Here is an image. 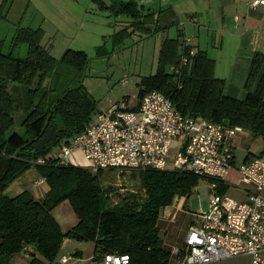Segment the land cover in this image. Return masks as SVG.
<instances>
[{"label":"trees","instance_id":"16d2710c","mask_svg":"<svg viewBox=\"0 0 264 264\" xmlns=\"http://www.w3.org/2000/svg\"><path fill=\"white\" fill-rule=\"evenodd\" d=\"M42 38V29H18L13 41L27 44L25 58L4 53L0 40V264H9L21 251L30 255L29 264H56L64 238L93 241L96 259L119 253L128 255L129 264H167L170 252L162 248L156 226L159 212L174 196H188L199 176L147 169L139 173V191L113 200L111 189L99 182V171L59 164L60 145L84 131L98 110L82 84L52 96L50 78L58 65L81 71L87 55L69 49L58 60L41 44ZM191 50L184 41L164 40L156 72L138 82V99L157 90L188 117L247 129L264 140V54L253 55L246 96L239 100L226 95L225 80L214 74V60L202 51L189 54ZM182 55L187 63L180 72L167 71ZM38 159L44 163L37 164ZM32 168L45 178L47 193L40 199L28 190L13 194V184ZM226 190L218 183L219 193ZM64 200L78 218L66 231L51 214Z\"/></svg>","mask_w":264,"mask_h":264},{"label":"built area","instance_id":"2783aa9c","mask_svg":"<svg viewBox=\"0 0 264 264\" xmlns=\"http://www.w3.org/2000/svg\"><path fill=\"white\" fill-rule=\"evenodd\" d=\"M248 6H264V0H250ZM186 63L182 55L170 71L179 73ZM240 130L188 117L161 92L149 90L136 106L126 99L99 111L84 131L60 145L56 158L59 164L92 172L178 169L211 179L207 207L196 213L198 220L190 225L183 254L174 264H208L239 255L250 256L249 264H264V154L235 167L232 140ZM173 142L178 146L172 155ZM83 160L87 165H81ZM231 171L235 180L229 177ZM218 183L227 189L237 187L247 199L240 201L227 190L219 193ZM42 184L46 180L40 176L34 185ZM100 260L102 264H129L127 254L105 253ZM71 261L62 256L56 264Z\"/></svg>","mask_w":264,"mask_h":264},{"label":"crops","instance_id":"0c3cea01","mask_svg":"<svg viewBox=\"0 0 264 264\" xmlns=\"http://www.w3.org/2000/svg\"><path fill=\"white\" fill-rule=\"evenodd\" d=\"M33 1L35 2L34 14L36 15V0ZM41 1L43 6H47L48 9L47 13L42 12L44 13L42 14V24L37 28L30 25L18 26L14 36L19 28L42 29L43 38L41 44L49 52L55 49V47L57 48L56 41L58 37L60 39L80 42L75 39L80 33L69 31L68 21L71 17L78 16L75 11H78L81 14L79 17H82L86 11L83 12L80 9L84 7H80L77 0ZM92 1L98 7L97 9L89 6L93 10L101 9L102 11H106L108 15L127 16L128 20L124 21V28L115 33L120 37L129 35L137 30L150 35L153 32L164 31L170 26H177V22L185 20V24L181 23V28L175 27L176 36H166L162 40L159 52L166 39L185 41V44L190 45L192 50L205 52L209 58L214 60V74L216 77L225 80V93L227 96L239 100L245 98V83L252 57L256 52L264 54V6H258L255 9L249 8L248 4L250 0H166V3H162L165 0ZM3 2V7H5L7 0H3ZM28 3L32 4L30 1ZM126 4H128V8L125 7ZM89 8L85 7L84 10ZM64 13H66V16H64ZM103 32L101 27L99 30L97 28V31L93 34L94 38L97 39V35L101 37V33ZM82 38L81 35V40ZM65 49V52L69 49L84 52L80 50L83 49L81 46L74 49L68 46ZM170 68L171 66H168L167 71H170ZM138 102L137 95L136 101L132 106H136ZM251 136L254 135L249 130L243 128L234 136L232 144L234 149L233 165L235 167L255 156L246 151L245 153L240 152L239 155L237 154V147H243ZM177 146V142L172 143V155L175 153ZM171 167L172 165L170 164L169 168ZM233 174L236 177L233 171L229 173V177ZM39 177L38 171L32 168L19 181L13 184L12 193L19 194L24 190H28L34 198H43L49 187L47 183L35 186L34 182ZM230 188L238 190L236 199L240 201L247 199L246 194L237 187H229L227 189L228 194ZM186 197L174 196L169 205L161 208L157 218L156 226L159 231L162 248L170 252L167 264H174L177 258L182 256L184 239L188 229L190 225L196 223L198 220L196 218L198 211L188 212L185 210ZM207 203L208 200L206 207ZM51 214L62 231L70 229L78 221L68 200H64L56 205L52 209ZM62 256L71 257V264H102L100 259L95 258V243L91 240L78 241L64 238L56 257V262ZM241 256L244 258V264H249L250 256ZM30 259L31 257L28 253L21 251L11 258L9 264H29ZM226 260L228 259L208 264H235L224 262Z\"/></svg>","mask_w":264,"mask_h":264},{"label":"rangeland","instance_id":"374dc122","mask_svg":"<svg viewBox=\"0 0 264 264\" xmlns=\"http://www.w3.org/2000/svg\"><path fill=\"white\" fill-rule=\"evenodd\" d=\"M32 2L29 4L28 2ZM71 1V0H69ZM75 1V0H74ZM78 5L97 8V4L92 0H77ZM107 1V0H104ZM162 3H166V0ZM3 0H0V40L3 42L4 53H12L16 57L25 58L27 56V46L24 42L14 43L13 36L18 26H40L43 22V15L47 13V6H43L41 0H7L3 7ZM81 11L82 17L78 11L77 17L69 19V31L79 32L80 35L70 41L60 39L56 41L57 48L50 50V54L56 59H60L68 46L72 49L83 47L87 55L85 68L81 71L72 69L65 64L60 63L51 76L50 87L54 89L52 96L60 94L64 88L74 87L82 84L90 92L96 102L97 110H106L114 103L121 100L128 101L132 106L136 101L138 82L142 76L154 74L157 68L158 54L162 40L166 36H176V28H181V23L177 26H170L161 32L144 34L138 30L129 35L118 36L120 29L124 28V21L127 16L108 15L106 11L93 10L91 8ZM44 12V13H42ZM68 15H70L68 13ZM66 16V13H64ZM36 21V23H34ZM32 24V25H31ZM36 24V25H35ZM102 28L104 31L101 37L94 33ZM176 27V28H175ZM82 35V40H81ZM89 37V38H88ZM121 38V39H117ZM185 42V41H184ZM54 43V41H53ZM168 70V69H167ZM97 113L93 114L95 118ZM264 150V140L260 137L251 136L243 147H237V154L240 152H249L259 155ZM81 165H87L83 160ZM96 173V172H93ZM98 174L100 184L104 188L111 189L110 197L116 200L117 195H123L130 191H139V173L137 170H127L118 172L115 169H101ZM235 180L234 174L230 177ZM212 180L206 177H199L198 184L186 197L185 210L188 212H197L205 209L206 202L211 193ZM238 190L230 188L229 194L237 198ZM241 255L228 258L227 263L244 264Z\"/></svg>","mask_w":264,"mask_h":264}]
</instances>
